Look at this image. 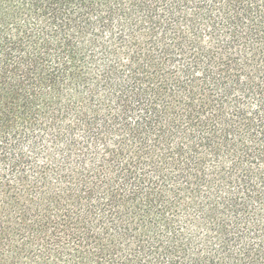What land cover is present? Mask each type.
<instances>
[{
	"label": "trees",
	"instance_id": "trees-1",
	"mask_svg": "<svg viewBox=\"0 0 264 264\" xmlns=\"http://www.w3.org/2000/svg\"><path fill=\"white\" fill-rule=\"evenodd\" d=\"M0 264H264V0H0Z\"/></svg>",
	"mask_w": 264,
	"mask_h": 264
}]
</instances>
